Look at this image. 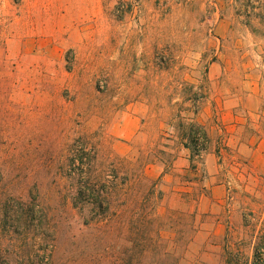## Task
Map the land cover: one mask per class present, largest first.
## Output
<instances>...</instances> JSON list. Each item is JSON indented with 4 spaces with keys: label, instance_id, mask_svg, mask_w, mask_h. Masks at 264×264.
<instances>
[{
    "label": "rangeland",
    "instance_id": "1",
    "mask_svg": "<svg viewBox=\"0 0 264 264\" xmlns=\"http://www.w3.org/2000/svg\"><path fill=\"white\" fill-rule=\"evenodd\" d=\"M145 2L0 0V264H264V0H193L173 24ZM132 172L113 215L73 207L81 181Z\"/></svg>",
    "mask_w": 264,
    "mask_h": 264
},
{
    "label": "trees",
    "instance_id": "2",
    "mask_svg": "<svg viewBox=\"0 0 264 264\" xmlns=\"http://www.w3.org/2000/svg\"><path fill=\"white\" fill-rule=\"evenodd\" d=\"M192 107L195 108L196 105L192 103ZM193 110L194 117L189 119L188 117H182L180 120V126H181V133L177 134V137L180 139V143L182 144L183 148L187 149L189 151V157H190V169L193 171V173H196L195 176H197V173L199 172V168L197 167L196 162L200 160L202 153H205L210 149L211 146V137L206 130V128L198 121L196 118V114L198 113L197 109ZM167 146V145H165ZM160 154H162L161 158H152L149 161L152 162L153 160H159L165 165V170H163L162 175L166 173V170L173 161L176 160V155H171L167 151H160ZM148 161V162H149ZM195 161V162H194ZM91 162V161H89ZM87 163L85 166L82 167V171L84 173H89L91 170L89 166L90 163ZM117 168V167H116ZM118 169V168H117ZM122 173L128 174L124 171ZM136 174L134 172L130 173V176L124 175L123 180L117 181V179H102V181L98 180H92L90 178H87L84 181H81V183H78L76 188V193L73 196V207H77L80 209H84V207H91L92 209H95L97 211V214H106L110 213L113 215V211H111L113 199L110 197L111 191H121L125 190V193H128L132 191V185L128 183L132 182V178H135ZM116 178V177H115ZM140 178L143 180L142 175L140 174ZM181 181L184 182H191L192 179L188 177V175H183L181 177ZM157 182L152 181L150 185H147V191H140V189H137V192H141L142 196H146L147 194V202L150 201L154 194L157 193L156 198L161 199L162 198V192L160 190L156 189ZM124 193V194H125ZM204 194L206 195V189L205 187L200 186V189L198 191V194ZM138 223L140 225H145L146 223H149L148 220H146V217H142L139 219Z\"/></svg>",
    "mask_w": 264,
    "mask_h": 264
},
{
    "label": "crops",
    "instance_id": "3",
    "mask_svg": "<svg viewBox=\"0 0 264 264\" xmlns=\"http://www.w3.org/2000/svg\"><path fill=\"white\" fill-rule=\"evenodd\" d=\"M193 0H146L145 5H147V16H149V11L154 9H163L166 12L164 14V21L169 24L177 23L180 18L174 13L180 11V8L187 7L188 3H192ZM223 21H221L218 25V28L222 31L226 30L224 27ZM224 31L223 33H225ZM151 166L153 163L150 164Z\"/></svg>",
    "mask_w": 264,
    "mask_h": 264
}]
</instances>
